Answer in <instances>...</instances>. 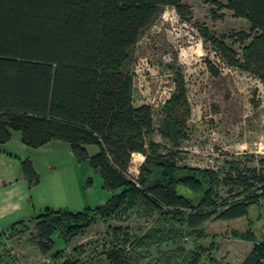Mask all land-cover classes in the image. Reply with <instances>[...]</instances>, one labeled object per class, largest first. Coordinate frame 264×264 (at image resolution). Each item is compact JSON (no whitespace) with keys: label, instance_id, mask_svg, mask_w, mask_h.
<instances>
[{"label":"trees","instance_id":"obj_1","mask_svg":"<svg viewBox=\"0 0 264 264\" xmlns=\"http://www.w3.org/2000/svg\"><path fill=\"white\" fill-rule=\"evenodd\" d=\"M167 5L190 19L183 0H0V145L13 131L32 148L65 141L78 159H87L98 169L103 188L110 193L95 208H45L34 216L37 246L44 254L54 247L56 237L69 241L99 219L108 223L138 199L158 211L155 225L129 247L124 245L128 236L120 242L118 227H111L118 245L107 250L110 264L129 263L128 249L181 239L184 234L201 237L203 223L212 216L238 218L264 199V171L256 167L235 169L224 178L230 187L247 193L242 200L216 202L211 172L176 162L173 149L189 115L183 80L164 110L158 131L172 146L164 152L151 138L152 107L134 103L133 80L126 68L140 34ZM219 7L245 18L250 31L217 37L199 25L200 34L227 65L264 83V0H227ZM225 39L242 45L241 57ZM91 146L97 148L93 153ZM134 152L145 157L136 181L128 177ZM21 167L34 184L37 175L31 160H21ZM185 190L191 195H184ZM243 238L252 236L247 233ZM263 255L264 241L255 242L240 264H259ZM200 257L195 251L189 264H197Z\"/></svg>","mask_w":264,"mask_h":264},{"label":"rangeland","instance_id":"obj_2","mask_svg":"<svg viewBox=\"0 0 264 264\" xmlns=\"http://www.w3.org/2000/svg\"><path fill=\"white\" fill-rule=\"evenodd\" d=\"M183 1L190 9V19L182 18L173 6L163 7L142 31L131 52L126 69L133 80L134 103L151 105L155 127L151 138L165 152L172 144L158 131L164 110L178 91L179 80H183L189 115L179 144L173 149L175 160L180 166L211 172L216 202L240 201L247 193L230 187L224 178L235 169L256 167L264 171V83L250 72L227 65L203 39L198 26H207L219 37L231 31H250V23L219 7L227 0ZM225 42L241 57L242 45L229 39ZM66 148L59 147L60 153L45 163L42 157L32 154L30 160L37 175L33 185L41 186L47 203L56 201L71 211L104 204L110 193L103 188L98 169L87 159H78L73 151L70 154L68 145ZM96 150L95 146L89 148L90 153ZM144 159L142 153H132L128 165L132 180H137ZM48 164L54 167L53 172L48 171ZM182 193L191 195L189 190ZM259 201L238 218L212 216L203 223L205 234L201 237L184 234L181 239L128 249L127 264H189L195 251L201 254L197 264H240L255 242L264 241V199ZM157 214V210L138 199L129 211L112 216L107 227H101L99 219L94 228L83 233L81 240L75 237L70 246V241L56 237L55 246L47 255L35 247L33 227H28L16 238L0 239V264H107V250L118 245V237L122 242L121 238L127 235L129 241L124 245L129 247L137 236L155 225ZM111 227H118L117 239L113 238ZM247 233L252 238H243Z\"/></svg>","mask_w":264,"mask_h":264},{"label":"crops","instance_id":"obj_3","mask_svg":"<svg viewBox=\"0 0 264 264\" xmlns=\"http://www.w3.org/2000/svg\"><path fill=\"white\" fill-rule=\"evenodd\" d=\"M66 145H68V143L66 144L65 141L52 140L36 148H32L22 142L18 131H13L9 140L0 145V239L5 237H9V239L16 238L19 234L23 233L22 230L33 227V234H35L33 240H35L36 243L35 247L39 249L37 246L36 220H34V216L45 208L54 209L65 207H61L64 204L56 203V201H53V205L47 203L45 197L41 195V186L31 184L24 176L21 160L24 158L31 159L33 154L42 157V162L45 163L48 158L53 159L60 153L58 150L59 147L66 148ZM69 151L71 154V148ZM48 166V171L53 172L54 167L50 164H48ZM19 221L24 222L14 225L15 222ZM97 221L95 223H97ZM95 223L88 227L83 233L86 235L89 229L95 227ZM108 225L109 223H104L102 221L100 226L104 228ZM83 233L71 237L69 240L70 243L69 241L65 242H68L70 246L71 241L75 237L79 236L77 240H81ZM52 249L45 254L42 253L40 249L39 251L41 254L47 255L51 253ZM105 260V263L110 264L106 256Z\"/></svg>","mask_w":264,"mask_h":264},{"label":"built area","instance_id":"obj_4","mask_svg":"<svg viewBox=\"0 0 264 264\" xmlns=\"http://www.w3.org/2000/svg\"><path fill=\"white\" fill-rule=\"evenodd\" d=\"M259 264H264V255L260 257Z\"/></svg>","mask_w":264,"mask_h":264}]
</instances>
